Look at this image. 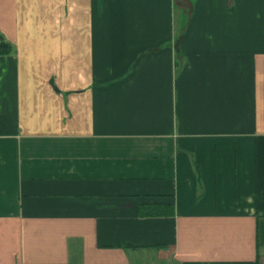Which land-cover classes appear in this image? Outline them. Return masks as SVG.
I'll list each match as a JSON object with an SVG mask.
<instances>
[{
  "label": "crops",
  "instance_id": "1",
  "mask_svg": "<svg viewBox=\"0 0 264 264\" xmlns=\"http://www.w3.org/2000/svg\"><path fill=\"white\" fill-rule=\"evenodd\" d=\"M0 264H264V0H0Z\"/></svg>",
  "mask_w": 264,
  "mask_h": 264
},
{
  "label": "trees",
  "instance_id": "2",
  "mask_svg": "<svg viewBox=\"0 0 264 264\" xmlns=\"http://www.w3.org/2000/svg\"><path fill=\"white\" fill-rule=\"evenodd\" d=\"M11 52L10 44L0 37V54H7Z\"/></svg>",
  "mask_w": 264,
  "mask_h": 264
}]
</instances>
